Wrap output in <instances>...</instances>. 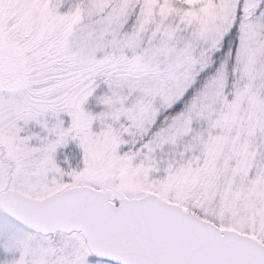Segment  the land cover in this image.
<instances>
[{"label": "snow or ice", "instance_id": "1", "mask_svg": "<svg viewBox=\"0 0 264 264\" xmlns=\"http://www.w3.org/2000/svg\"><path fill=\"white\" fill-rule=\"evenodd\" d=\"M0 264H264V0H0Z\"/></svg>", "mask_w": 264, "mask_h": 264}]
</instances>
